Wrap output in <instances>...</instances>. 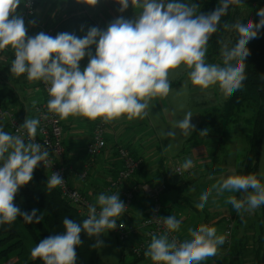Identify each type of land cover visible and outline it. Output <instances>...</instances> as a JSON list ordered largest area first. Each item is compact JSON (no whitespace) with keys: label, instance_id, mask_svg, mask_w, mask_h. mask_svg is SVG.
<instances>
[{"label":"clouds","instance_id":"clouds-1","mask_svg":"<svg viewBox=\"0 0 264 264\" xmlns=\"http://www.w3.org/2000/svg\"><path fill=\"white\" fill-rule=\"evenodd\" d=\"M77 2L94 6L97 0ZM116 2L121 13L129 3L140 11L134 19L118 17L106 30L91 27L79 38L67 32L52 37L42 31L27 36L24 18L16 14L22 0H0V50L10 46L14 52L10 64L12 75L26 74L28 81L45 84L49 113L61 120L82 116L90 120L103 118L105 123L122 116L129 120L143 119L149 114L151 99L169 95L172 90L170 71L181 66L191 84L201 90L218 84L223 96L228 98L243 87L247 79L246 57L250 55L247 45L264 28V8L258 11L260 19L256 23L242 18L225 22L222 28L235 35L219 39V60L208 62L206 54L212 34L219 30L230 5L239 6L242 0H219L209 13L202 12L200 5L191 0ZM92 45L96 46L95 55L87 53L88 64L81 70L80 61ZM192 117L189 111L176 121L175 128L185 137L195 129L190 122ZM39 125V119L26 117L16 129L22 134H12L0 127V224H11L18 216L29 224L43 219V213L37 215L36 209L31 213L21 212L13 203L18 189L31 181L38 164L43 162L46 166L49 152L35 142ZM164 135L174 139L177 133L170 130ZM199 135L206 136L207 129ZM193 166V159L186 158L179 171ZM63 183L58 173H52L47 187L51 189ZM214 191L217 196L225 192L241 193L239 199L229 195L225 200L240 215L264 205V183L255 174L241 175L230 169L228 175L221 176L202 192L196 204L198 210L205 208ZM125 210L119 193H101L95 204L88 206L87 218L82 223L65 217L64 231L40 240L30 250V255L43 264H76V249L83 243L81 233L99 237L105 230H114ZM155 220L162 222L166 231L153 234L144 252L152 264H199L215 256L218 246L225 243V237L218 236L217 229L207 224L188 228L184 238L178 239L171 235L181 227L175 215ZM102 246L101 239L92 244L93 248Z\"/></svg>","mask_w":264,"mask_h":264},{"label":"trees","instance_id":"trees-1","mask_svg":"<svg viewBox=\"0 0 264 264\" xmlns=\"http://www.w3.org/2000/svg\"><path fill=\"white\" fill-rule=\"evenodd\" d=\"M191 2L200 5L202 12L209 13L216 8L219 0H191ZM262 8H264V0H242V4L239 6L230 5L228 14L221 19L219 30L212 34L209 40L206 57L210 59V62L219 60L218 40L235 35L225 31L222 25L225 22L232 23L238 18L252 20L256 23L260 19L257 13ZM85 18L70 17L56 31L55 36L70 29H78V32L89 30L91 27L100 29L95 21ZM28 36L30 35L28 34ZM247 47L250 55L246 57L247 79L243 82V87L230 97L224 98L220 105L207 109L204 115L200 114L199 126L192 133L190 140L215 139L218 146L213 155L210 175L226 176L228 174L223 173L229 165L231 146L235 142H232L230 135L240 128L241 135L247 134L244 143L246 147L242 149L238 157H235L234 169L237 174L241 175L255 174L263 183L260 167L264 140V28L260 30L257 38L249 41ZM95 49L94 45L93 53H95ZM12 52L8 57L10 64L14 58ZM178 84V82H174L172 85ZM7 101L14 104L22 119L23 109L20 110L19 95L8 84L5 75L2 77L0 74V102L5 108L8 107L6 106ZM0 127L10 133L8 126L0 125ZM205 129H207V135L200 136V131ZM121 146L127 148L132 155L139 156L132 146ZM160 160L159 167L165 174L167 186H175L171 182L172 172L168 167L169 160L164 158ZM47 182L48 176L38 168L34 169L31 181L18 189L13 200L14 205L21 212L31 213L33 209H36L37 215L43 213V219L39 223L29 224L18 216L11 224H0V264H43L39 258L31 257L30 250L40 240L62 233L65 217L78 223H82L86 219L78 213L76 207L61 197L57 187L48 188ZM235 196L239 199L242 194L237 192ZM225 213L231 215L236 222L233 242L228 248L230 259L234 260V264H260V253L264 242V205L252 211H245L240 215L234 211L230 204ZM251 213H253V221L249 217ZM102 235L103 233L99 237H88L85 233H81L83 243L77 246L76 264H98L99 247L93 248L92 244L97 239L102 240ZM139 261L135 260L134 263ZM219 261L221 262V260Z\"/></svg>","mask_w":264,"mask_h":264},{"label":"crops","instance_id":"crops-1","mask_svg":"<svg viewBox=\"0 0 264 264\" xmlns=\"http://www.w3.org/2000/svg\"><path fill=\"white\" fill-rule=\"evenodd\" d=\"M68 2L70 1L38 0L35 16L32 20L34 21V24H27V31L29 35L35 36L39 32H43L44 29H49L51 27H54L57 31L60 26L72 16H75L78 19H86L85 17H87L90 20L94 21L91 15L88 14L86 8L83 7V2H81L80 4H69ZM23 5L24 0H22V3L17 7L16 14L23 15ZM100 29L103 30L101 27ZM87 31L88 30H83L81 32H78V29H70L67 31V33L74 34L79 38H83L87 34ZM93 46L94 45L85 50L86 55L80 61L81 70H83L88 64L89 56L87 55V53L91 52L92 55H95V53L92 52ZM1 51L0 58L3 55ZM9 65L10 62H8L7 60L0 59V74L2 77L5 75V79H8V84L13 87L19 95L21 105L20 110L23 109L22 119L24 121L26 117L30 119L35 118L34 107L36 106V104L44 101L45 99L39 81H28L26 78V74L19 77L13 75L10 79V76L12 74H10L9 72ZM34 101L35 103H33ZM6 106L15 107L14 104L9 103L8 101L6 103ZM95 121L96 120H90L82 116H69L67 119H63L62 121L64 129L63 143L65 151L64 154L59 158V161L62 164L70 163V165L72 166L71 170H69L68 172V177L71 185L85 194L95 204L98 195L101 193H105V188L115 178L118 171L123 166L122 161L117 154V149L121 145L132 146V149L136 151L139 156L143 157L145 161L141 170L134 176L133 182L138 185H158L161 181L162 173L161 177L156 182L154 179H156L157 176H149L148 169L151 168V165L156 166L157 162L160 163V159L162 158L168 160V156H165V154L163 153L165 152V149L162 152V150H159V147H157V151L155 153L152 149H147L149 151V154L145 155L138 149L141 142L139 144H136L138 141L136 137H130L132 142L123 144V139L126 134L120 132V130H118L119 127L115 128V126L112 125L113 121H109V126L106 131V138L108 142L107 148L100 156L91 158L87 155L86 148L88 142L92 137ZM117 130L119 131L118 133L116 132ZM188 141H190V138L186 142ZM135 145L137 146L136 148ZM194 146V151L197 155V159L203 163L202 167L204 169L202 168L203 171L201 172L208 173V175H210L212 166L211 161L218 146L217 141L215 139H199L194 143ZM209 152L212 153V156L208 154ZM181 158L183 157H179L178 160L181 161ZM170 164L171 163L169 161V165ZM38 168L39 164L35 169ZM229 170L230 169L227 168L223 174H229ZM85 172H87V177L83 178L82 175ZM174 176L171 177V182L175 185V187L177 186L176 188L178 189L175 190H177L181 194L182 192H180V184L183 182L182 180H188L191 174L187 175V177H185L184 179ZM210 176L212 178L216 177L212 175ZM178 198L181 197L179 196ZM171 199L172 200L170 202L167 196L165 198L164 214L166 217L169 215H175L176 218L181 221V227L178 233L182 237L186 235L188 228H195L199 224H209V226L215 227L217 229L218 236H223V229L220 227L217 228L216 224L221 223L222 217L226 215V213L217 214L218 211L209 208L198 210L195 206L187 207L184 205L185 203H181L178 200H173V197ZM181 199V201L184 202L185 198L182 197ZM147 205V199L144 198L141 193H137L136 199L132 205V209L127 215L129 221L135 222L137 219L142 217ZM224 253H227L225 247L223 245L218 246L217 254L213 256V258H217L218 260L214 258L216 261H219L221 259L225 260ZM213 258H206L205 260L200 261L199 264H214ZM134 262L135 261H133L132 258H129V262L127 264H151L150 262L146 261H140L136 263Z\"/></svg>","mask_w":264,"mask_h":264},{"label":"rangeland","instance_id":"rangeland-1","mask_svg":"<svg viewBox=\"0 0 264 264\" xmlns=\"http://www.w3.org/2000/svg\"><path fill=\"white\" fill-rule=\"evenodd\" d=\"M69 1V4L81 3H78L77 0ZM83 4L84 6H82L86 8L88 14L91 15L94 21L103 30H106L107 26L118 17L123 16L126 19H134L138 15L137 12L140 11L139 9H135L131 5V3H129V7L123 13H121L119 11L120 5L116 2V0H97L96 5L94 6H90L86 3ZM1 52L3 53V55L0 59L8 61V57L12 52L11 47L9 46ZM206 60L210 62V59L207 57ZM185 71L186 70L183 66H181V68L179 69L170 71L169 80L171 82L172 90L170 91L169 95L163 99L156 97L150 100L149 109L147 110L149 114L146 117H144L143 119L133 118L129 120L126 116H122L119 119L113 120L112 125H114L115 128L119 127L118 130H120V132H123V134H126L123 139V144L132 142L130 137H136L138 140L136 144H139L141 142L138 149L145 155L149 154V151L147 149H152L155 153L157 151L156 148L159 147V150H162V152L165 149V152L163 153L165 154V156H168V160L172 165L179 162V157H183L181 158V163H183L186 158L193 159V162H195L194 168L190 173V178H188V180H182L183 182L180 184V192L182 193L180 194L177 190H175L178 189L176 188L177 186H170L166 190L165 196L169 198L170 202L172 200L171 198L173 197V200H178L181 203H185L184 205L187 207H196V204L198 203L199 197L202 192L210 187L213 183H215L216 180L220 177L216 176L210 179V175H208V173L201 172L204 169L202 167L203 163L197 159V155L194 151V143L198 140H190L186 142L192 136V133L194 131L189 136L185 137L180 134L179 129L175 128V124L177 120L182 119L187 112L191 111L193 117L190 122L191 124L195 125L196 129L200 123V114L204 115L207 109L209 110L213 106L220 105L224 101L225 97L221 93L218 84L210 86L205 90H201L199 87L192 85L188 80ZM174 82H178L179 84L172 85L174 84ZM21 121H23V119H21ZM0 125L6 124L2 123ZM118 130L116 131L117 133L119 132ZM170 130H174L177 133L174 139L168 138L166 135H164ZM240 132V128H237V130L233 131L230 135V139L232 140V142H235L232 143L230 150V158L228 160L229 165L227 166V168L229 169L235 168V157H238L242 152V149L246 147L244 143L245 136L247 134L241 135ZM136 147L137 146L135 145V148ZM208 154L212 156L211 152H209ZM157 164H159V162L156 163V166L151 165V168L148 169L149 176H157V178L154 179L156 182L159 180V178L161 177V173L163 172V170H161V168H159V165ZM143 165L144 164L141 165L140 169H138L136 173L141 170ZM260 176L264 183V140ZM236 194L237 193L225 192L224 194L217 196L214 191L213 194L209 197L205 208L214 209L215 211H218L217 214L225 213L230 206V204L225 203V200L229 195ZM179 196L181 198H185L184 202L181 201V198H178ZM213 200H215L216 202L213 203ZM249 217L250 220H254L253 213L249 214ZM224 225V222L221 221V223L216 224V227L224 229ZM102 241L103 246L99 247L98 250V264H127L129 262V258H132L133 261L139 260L132 257L129 246H123L119 238L113 232L105 230L102 235ZM224 256L225 260L221 259V262L216 261L212 257L214 260V264H234V260L230 259L229 253H224ZM260 264H264V242L260 253Z\"/></svg>","mask_w":264,"mask_h":264},{"label":"built area","instance_id":"built-area-1","mask_svg":"<svg viewBox=\"0 0 264 264\" xmlns=\"http://www.w3.org/2000/svg\"><path fill=\"white\" fill-rule=\"evenodd\" d=\"M38 0H24L23 5V18L25 27L28 22L32 21L35 16L36 6ZM27 28V27H26ZM43 32L47 35L55 37L56 30L54 27L44 29ZM27 31V36H28ZM14 55V52H13ZM41 90L45 96L44 101L39 102L34 107L35 118L40 120V125L37 129L35 142L40 143L44 150L49 152L46 166L43 162L39 164L42 171L46 173L48 178L52 173H58L64 183L56 186L60 192L61 197L69 201L74 207L78 209V213L87 218V210L90 204H94L85 194L74 188L69 180L68 172L72 166L70 163L62 164L59 158L64 154L65 148L63 143V120L59 117L48 112L46 104L49 99L46 86L42 81H39ZM47 116V119H45ZM6 124L12 134L17 133L16 129L23 123L21 121L16 109L14 107L5 108L0 102V124ZM109 122L105 123L103 118H97L94 125L92 137L87 144L86 152L91 158L100 156L107 148L108 142L106 138V131L108 129ZM26 138V137H25ZM117 154L122 161V168L118 171L115 178L105 188V194H118L120 199L125 204L126 210L116 221V228L110 230L120 240L123 246L130 248L131 255L134 259L148 261L152 264L150 258L144 256V252L147 245L151 242L153 234H162L166 231L162 222L155 220L157 217H164V193L166 190V184L162 180L156 187L148 185L138 186L133 182L136 172L144 164V158L141 156H134L131 152L122 146L117 149ZM177 163L174 167L176 173L179 176L190 175L194 166L188 170L180 172V165ZM83 178L87 177V172L83 173ZM136 191H140L149 200V206L147 208V214L142 215L135 222H130L127 215L132 209V205L135 200ZM151 220V221H149ZM225 224V245L230 246L232 244V234L234 229V218L226 214L222 217ZM123 224L124 227H120ZM209 225V224H207ZM178 239H183L177 232L172 233Z\"/></svg>","mask_w":264,"mask_h":264},{"label":"bare ground","instance_id":"bare-ground-1","mask_svg":"<svg viewBox=\"0 0 264 264\" xmlns=\"http://www.w3.org/2000/svg\"><path fill=\"white\" fill-rule=\"evenodd\" d=\"M177 163H181L180 161L179 162H177ZM177 163H175L174 165H172V164H170L169 165V162H168V167H169V169L171 170V172H172V176H177V177H179V178H184L185 176H187V175H184V176H179L176 172H175V170H174V167L177 165ZM162 170V169H161ZM164 181V183L166 184V190L168 189V186H167V183H166V179H165V174H164V172H162V177H161V181ZM160 181V182H161ZM159 182V183H160ZM138 185V184H137ZM140 185H142V184H139L138 186H140ZM144 185H148V186H151V187H156V186H153V185H150V184H144ZM166 190H165V192H166ZM137 193H141L140 191H136V193H135V199H136V196H137ZM142 194V193H141ZM143 195V194H142ZM143 197L144 198H146L147 199V197L146 196H144L143 195ZM165 198H166V196H165V193H164V198H163V200H164V209H163V215H164V217H166L165 216V214H164V211H165ZM135 201V200H134ZM147 203H148V205H147V207H146V209H145V211H144V214L143 215H145V214H147V208H148V206H149V200L147 199ZM225 226V225H224ZM235 226H236V223H234V229H233V234H232V242H233V235H234V231H235ZM224 231H225V227H224V229H223V236H224ZM178 233V232H177ZM179 234V233H178ZM180 235V234H179ZM181 236V235H180ZM182 237V236H181ZM184 238V237H183ZM232 245V244H231ZM230 245V246H231ZM223 246L225 247V249H226V251H227V253H228V248L230 247V246H226L225 244H223ZM140 261H143V260H140ZM146 262H148V261H146Z\"/></svg>","mask_w":264,"mask_h":264}]
</instances>
